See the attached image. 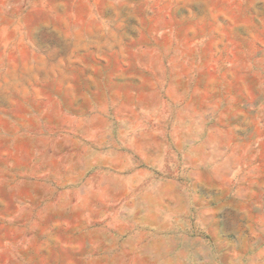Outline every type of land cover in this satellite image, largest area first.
Wrapping results in <instances>:
<instances>
[{"label":"rangeland","instance_id":"374dc122","mask_svg":"<svg viewBox=\"0 0 264 264\" xmlns=\"http://www.w3.org/2000/svg\"><path fill=\"white\" fill-rule=\"evenodd\" d=\"M0 264H264V0H0Z\"/></svg>","mask_w":264,"mask_h":264}]
</instances>
